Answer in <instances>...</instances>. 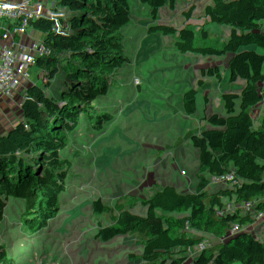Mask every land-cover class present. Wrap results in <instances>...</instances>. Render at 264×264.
Returning a JSON list of instances; mask_svg holds the SVG:
<instances>
[{"label":"trees","instance_id":"obj_1","mask_svg":"<svg viewBox=\"0 0 264 264\" xmlns=\"http://www.w3.org/2000/svg\"><path fill=\"white\" fill-rule=\"evenodd\" d=\"M93 1L0 0V70L7 83L1 93L21 106L19 134L28 140L30 156L18 163L12 150L0 149V163L14 181L0 188V198L11 210L25 202L19 228L9 225L11 210L0 215V264H31L44 248L57 260L72 252L55 233L88 192L82 163L91 152V133L109 135L116 150L122 138L135 137L136 118L169 121L166 154L191 157L190 168L181 172L151 154L116 155L108 162L137 167L134 177L142 184L192 186L190 214L204 213L181 225L187 245L168 246L174 258L161 264H232L231 257L264 252V225L253 221L232 230L220 259L213 245L223 217L249 212L247 191L260 177V159L241 149L248 135L264 141V69L251 67L256 60L264 64V0H208L214 20L196 22L185 43L180 37L189 0H141L133 20L107 34L69 36L61 45L57 15ZM172 1L178 16L167 35L184 69L182 82L157 57L162 44L147 37L172 11ZM139 54L145 69L129 73L128 62ZM183 101H198L211 124L192 129L195 119ZM144 145L148 152L153 142ZM229 188L235 193L226 199ZM163 203L183 210L181 196ZM157 224L151 219L143 227L148 245L157 242Z\"/></svg>","mask_w":264,"mask_h":264},{"label":"rangeland","instance_id":"obj_2","mask_svg":"<svg viewBox=\"0 0 264 264\" xmlns=\"http://www.w3.org/2000/svg\"><path fill=\"white\" fill-rule=\"evenodd\" d=\"M140 1L94 0L84 8L59 13L57 15L59 24L56 32L57 39L61 45H67L69 36L84 35L87 37L107 34L118 28L124 20H133L138 13L137 6ZM143 3L148 4L149 2L143 0ZM101 4L108 7H102ZM186 22L181 27L183 32V36L180 37L181 43H185L188 33L185 28ZM221 26L225 31L226 24L221 23ZM189 51L193 50L189 49ZM141 62L139 55L133 57L128 62L130 64L129 73L138 72ZM172 68L175 77L182 82L184 73L182 64L175 60ZM192 113L195 119L192 129H197L200 127L202 119L205 118V114ZM135 124L137 129L135 137L122 138L116 150L112 147L109 135L99 131L91 133V152L83 159L82 163L88 192L70 209L69 223L60 227L55 233L60 244L65 242V244L72 245V252L65 254L61 260H57L54 259L51 252L44 248L42 255L31 264L145 263L146 253H143L142 256L138 251V248L135 247L138 245L135 239L140 235L144 239L143 227L151 219L158 221L157 229L164 228L165 216L160 214L162 202L158 198L161 195L173 197V192L158 185L139 183L134 177L137 167L110 164L108 160L116 155H129L141 159L147 153L144 144L151 141L153 142L152 156L156 160H159L161 156L166 158L164 140L173 131L167 120L143 121L136 118ZM172 156H177V158L174 159ZM168 158L181 172L190 168L191 157L189 156L169 154ZM234 193L235 190L229 188L226 199H229ZM248 196L250 197L249 193ZM2 200L5 202L0 203V215H3L2 211L7 213L11 210L9 201L6 198H2ZM251 202L252 200L249 201V204ZM171 208L169 207L167 210ZM24 209L25 202L21 199L20 204L11 210L10 226L17 228L21 226L22 221L25 220ZM172 216V213L167 214V219L171 221L170 240L186 246L181 228L183 218L179 213H175V217ZM199 240L200 233H198ZM160 251L163 252V260L174 258L170 253ZM220 257L221 249L216 248L215 259H220ZM229 261L232 264H264V252H256L243 257H231Z\"/></svg>","mask_w":264,"mask_h":264},{"label":"built area","instance_id":"obj_3","mask_svg":"<svg viewBox=\"0 0 264 264\" xmlns=\"http://www.w3.org/2000/svg\"><path fill=\"white\" fill-rule=\"evenodd\" d=\"M172 4V11L167 16L161 18L157 26L147 33L148 39H153L162 44L157 53V57H162L171 66L176 60V54L172 48V39L167 35V33L173 27L178 16V8L176 7L175 2L172 1L171 6ZM213 20L214 18H211V21ZM175 44H177V42H175ZM139 58L142 61L141 54H139ZM143 69H145V66L142 61L138 72ZM131 82L132 79L127 80L128 84H131ZM3 88H7V83L6 77L0 70V98L4 99L8 105L7 109L0 111V149L7 148L12 150L15 154L14 161L25 164L29 162L30 156L27 153V149L29 147L28 140L19 134L22 119L21 106L15 101L5 98V96L1 93ZM202 124H211V118L209 116H205L202 120ZM257 131L258 128H250V132L254 133ZM241 151L249 153L254 158L260 159V177L258 178L261 180L262 186L258 190L255 202L247 214L235 213L222 218L220 223L222 230L213 240L215 249L221 248L219 243L221 241L224 243L225 239L230 236L234 228L240 227L250 221L256 222L258 225H264V141H256L248 135V138L243 142ZM13 184V179L6 174L4 169H0V188L12 187ZM2 202L5 201L0 198V203ZM97 213L101 214L99 212Z\"/></svg>","mask_w":264,"mask_h":264},{"label":"crops","instance_id":"obj_4","mask_svg":"<svg viewBox=\"0 0 264 264\" xmlns=\"http://www.w3.org/2000/svg\"><path fill=\"white\" fill-rule=\"evenodd\" d=\"M186 4L189 6V11H188V19L189 20H188V22H186V27H185L186 30L189 31V29L198 21H208V22L210 21V22H212L211 18H214V17H212L213 15L211 13V10H210L209 4H208V0H189V1H187ZM101 6L102 7H108V6H104V4H101ZM251 67L257 68V69H264V64L260 60H256L251 65ZM183 105L191 113L192 112H197L199 114L204 113L203 111L199 110V108H198L199 102L198 101H186V102L183 101ZM7 108H8V105H7L6 101L4 99L0 98V111L3 109H7ZM204 114H205V116H208L207 113H204ZM201 124H202V122H201ZM164 150L166 152L168 151L167 148H164ZM166 152H164V154ZM148 154L152 155V149L150 151H148L145 154V156ZM172 157L174 159L177 158V156H172ZM166 159H169L168 155H167ZM0 169H4V165L2 163H0ZM261 186H262V182H261V180H259L258 177L254 178L252 180L251 187L247 191L250 195L251 200H252L251 206L254 204L257 192L261 188ZM191 187L192 186H187L185 188H178V189L177 188L176 189L168 188L169 192H173L172 193L173 197L181 196L182 203H183V210L181 212H178L174 207H172L170 210H167V208H169V207H164L163 202H164V200L169 199L168 196L161 195L158 198L162 202V210L164 211V214H162V215L165 216V222L163 223L164 231L161 228L157 229V242L154 245H148L145 242V240L143 239L142 235L138 236L137 239H135L136 244H138L135 247L138 248V251L142 254V256H143V253H146L144 264H161V262L163 260V252H161L160 250L166 251V248L168 246L172 245L173 243H178V242H175L173 240H170L169 232H170V227H171V221H170V219H167V214L172 213V215H173L172 217H175V213H179L181 218H183V223L185 221H191V220L200 221L202 219V217L204 215L203 212H198L196 214H190L191 203L189 201V191H190ZM170 198H172V197H170ZM162 210H160V211H162ZM223 244H224L223 241H221L219 243V246L222 248Z\"/></svg>","mask_w":264,"mask_h":264}]
</instances>
